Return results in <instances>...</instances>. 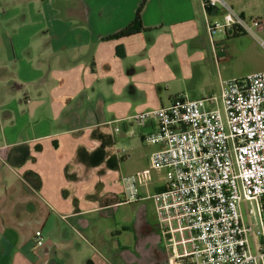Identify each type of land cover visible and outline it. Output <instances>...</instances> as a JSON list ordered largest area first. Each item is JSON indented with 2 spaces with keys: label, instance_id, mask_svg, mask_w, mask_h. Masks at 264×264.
I'll list each match as a JSON object with an SVG mask.
<instances>
[{
  "label": "crops",
  "instance_id": "crops-1",
  "mask_svg": "<svg viewBox=\"0 0 264 264\" xmlns=\"http://www.w3.org/2000/svg\"><path fill=\"white\" fill-rule=\"evenodd\" d=\"M225 1L264 36V0ZM140 2L0 0V264H169L157 226L139 224L143 261L102 220L124 203V164L162 148L132 117L217 98L237 47L207 33L219 15L201 0H145L144 31L109 39Z\"/></svg>",
  "mask_w": 264,
  "mask_h": 264
},
{
  "label": "built area",
  "instance_id": "built-area-1",
  "mask_svg": "<svg viewBox=\"0 0 264 264\" xmlns=\"http://www.w3.org/2000/svg\"><path fill=\"white\" fill-rule=\"evenodd\" d=\"M201 2L221 19H206L209 35L237 29L264 50L256 31L261 19L246 20L225 0ZM132 118L141 126L155 122L143 141L162 147L151 162L171 171L151 196L168 263L264 264V71L221 81L218 98L179 95L167 107ZM122 183L124 203L144 200L135 176L122 177ZM247 203L256 209H246ZM251 217L260 225L256 233Z\"/></svg>",
  "mask_w": 264,
  "mask_h": 264
},
{
  "label": "rangeland",
  "instance_id": "rangeland-1",
  "mask_svg": "<svg viewBox=\"0 0 264 264\" xmlns=\"http://www.w3.org/2000/svg\"><path fill=\"white\" fill-rule=\"evenodd\" d=\"M215 21L221 22L220 17ZM240 37L238 39L228 38L224 30L213 32V39L215 41L226 44L234 39V45L237 47L233 52L232 61L224 62L221 65V67L223 65L226 66L225 71L220 70L224 81L243 79L248 75L264 71V50L250 35ZM257 37L264 41V36L261 34L257 33ZM242 46L248 49L247 55L243 53ZM123 169L126 171L125 174L135 176L139 195L144 200L131 204L122 203L116 209H111L109 214L104 215L102 220L107 221L110 226L118 230L121 234L118 237L120 243L125 244L130 251L134 252V255L141 256L142 260L146 261L148 257L146 253L148 245L144 242L146 234L143 231H139V224L142 221V223H146L151 228L156 229L157 221L151 196L168 183L171 178V171L154 166L151 162V151L147 148L140 149L135 157V161L127 162L124 164ZM128 171L135 172L128 173ZM250 208L256 209L253 203H247L246 209ZM242 211L244 220L247 222L248 219L243 206ZM250 220L252 223H255L253 231L256 233L260 229V225L256 218L251 217Z\"/></svg>",
  "mask_w": 264,
  "mask_h": 264
},
{
  "label": "trees",
  "instance_id": "trees-1",
  "mask_svg": "<svg viewBox=\"0 0 264 264\" xmlns=\"http://www.w3.org/2000/svg\"><path fill=\"white\" fill-rule=\"evenodd\" d=\"M144 3H145V0H141L138 8L135 11L134 18H133L132 22L127 27H125L124 29H122L119 32L111 35L109 37V39L125 37V36H129V35H132L135 33H139L140 31H144V29L141 26V22H140V11H141V8L143 7ZM244 34H245L244 32L237 30L236 32L233 33L232 38H236V37L242 36Z\"/></svg>",
  "mask_w": 264,
  "mask_h": 264
}]
</instances>
